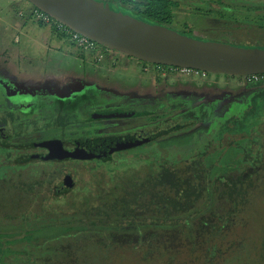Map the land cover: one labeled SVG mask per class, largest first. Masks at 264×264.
<instances>
[{
    "label": "rangeland",
    "instance_id": "1",
    "mask_svg": "<svg viewBox=\"0 0 264 264\" xmlns=\"http://www.w3.org/2000/svg\"><path fill=\"white\" fill-rule=\"evenodd\" d=\"M192 1L195 0H179V5L173 9L171 27L175 31L199 40L226 41L241 47L264 48V27L259 26V23L264 24V0H197V4ZM30 10L31 5L26 0H0V124L9 130L10 135H13L14 139L11 141L14 142L61 137L59 128L45 129L39 115L59 111V105L53 99L56 95L66 94L63 93L64 87L73 84L86 88L94 87L106 92L100 94L113 97L112 100H102L103 97L97 100L96 104L100 106L98 110L151 112L158 102L157 93H163L161 89L165 86V90L173 92L169 93L171 96L167 95L166 101H184L188 107L194 100L187 94L177 91L192 90L199 93L201 102L214 103L218 97H223L218 106L215 105L213 108V112L218 113L225 104L227 105L229 99H234L238 93H241L243 82L247 80L245 77L202 72L190 75L177 73L179 77H176V74H169L164 71L165 69H157L156 65H154L156 71L150 69L151 67L149 70H144L143 62L139 63L138 60L128 58L122 53H111L98 45L93 51H84L67 39L68 45L63 47L62 43L66 40L57 38V34L53 32L52 38H49L51 34L48 26H42V29L38 30V25L32 19L24 24L20 16L22 13L28 16ZM216 12L223 14V17L216 15ZM13 21L21 23L22 28L17 29ZM28 29L35 33L28 34ZM51 42L54 44L49 47ZM47 47L53 49L55 53L49 51L48 56ZM106 52L111 56L109 61L103 57ZM156 90L158 92L154 93ZM132 91L138 93H131ZM83 103V97L76 98L72 102L64 103L68 108L63 111L73 116L79 110L78 106ZM234 106L233 101L228 109L231 110ZM184 110L186 109L182 111ZM11 111H15L14 115L9 114ZM169 112L157 116L156 121L159 123L157 125L161 128L188 121L182 116L173 118L172 114L175 111ZM149 122L150 118L146 114L108 122L77 121L66 127V135H71L73 138L102 137L107 134L129 136L134 129L148 126ZM192 131L197 130L188 126L165 139L173 142V150H179V153L183 154L196 147L194 140L182 141L184 137L192 134ZM141 132L147 134L146 130ZM201 135V133L194 134V138ZM8 140L9 138L5 141ZM50 165L48 168V163L39 162L30 166L33 169L31 172L24 168L20 171L1 172L3 174L0 179V207H3L0 208L1 231L12 227L11 225L18 220L5 219L4 214L8 212V208L18 207L11 212L19 211L28 199V196L25 198V194L20 192L19 184L17 185L19 189L12 187L18 181L29 182L35 180L34 177L37 175V179L45 180L48 184L53 180H62L67 172L71 173L75 182L74 189L66 195L60 193L58 198L50 201L51 208L71 215L78 212L89 213L94 208L107 209L118 197L117 188L122 186V191H126V186L132 182L129 179L136 176L138 171L146 170L145 165L122 168L112 162L97 159H67ZM40 189L41 187L35 186L32 193L43 197L44 192H37ZM19 197L25 200L15 203V199ZM257 203L259 204L255 205L254 210L251 209L234 221L231 234L243 244L236 251L239 255L237 260L229 264H264V248H258L256 244L264 239V201ZM97 204L102 207H96ZM225 205L224 196H221L218 203L215 201L207 211L196 217L198 222L195 221L194 224H199V218L209 224H216L218 222L216 215H220ZM124 221L126 222V219ZM204 229L210 231L205 240L216 242L214 230L212 231L209 226ZM1 237L5 235L0 234ZM105 244L104 236L93 232L61 242H52L44 248L46 253L39 252L40 257L38 252L37 255L33 252L29 253V258H26L28 263L20 262L17 258L7 261L10 264H161L160 256H156L158 251L154 254L137 248L107 252ZM161 255L164 257V253L161 252ZM176 259V263L173 264H209L202 262L200 255L193 253L187 256L180 255ZM198 259L200 260L194 262ZM210 264L221 263L214 257Z\"/></svg>",
    "mask_w": 264,
    "mask_h": 264
},
{
    "label": "trees",
    "instance_id": "2",
    "mask_svg": "<svg viewBox=\"0 0 264 264\" xmlns=\"http://www.w3.org/2000/svg\"><path fill=\"white\" fill-rule=\"evenodd\" d=\"M95 1L107 2L114 10H122L145 22L171 29H173L171 27L174 17L173 9L180 3L179 0ZM192 2L198 3L197 0ZM34 10L38 9L31 5L28 16L22 13L20 17L24 19V24L32 19L38 26H48V30L57 34L56 37L68 39L64 32L55 27L57 21L52 18L49 24L42 23L34 18ZM215 14L223 17L221 13ZM259 26L264 27L263 22L259 23ZM96 45L111 53L117 52L97 43ZM103 57L106 61L111 58L108 52ZM159 66L165 70L169 68V66ZM176 77L179 75L176 74ZM162 90H165V86ZM157 94L156 108L147 113L150 118L148 126L134 129L129 136L139 131L146 130L148 133L161 128L157 125L159 124L156 121L157 116L175 111L172 114L173 118L178 116L187 118L188 121L186 120L184 124L188 125L184 128L191 126L197 130L192 131V134L182 140H194L196 147L183 154L179 153V150H173V142L165 138L184 129L181 128L142 145L116 151L107 158L97 159L112 162L122 168L145 165L146 170L138 171L136 176L129 179L132 182L126 186V191H122V186H119L118 197L107 209L94 208L89 213L78 212L68 215L50 207V201L60 195L55 191V187L66 180V173L62 180H53L48 184L45 180L37 179V175L34 177L35 180L14 183L12 187H20V192L25 194V198L28 196V199L19 211L11 212L18 207L8 208V212L4 214L5 219L18 220L15 224H10L12 227L7 230H0V234L5 235L0 238V264H10L7 260L13 258L28 263L26 260L29 258V253L38 252L40 257L39 252L46 253L44 248L52 242H61L93 232L104 236L107 252L129 251L128 249L137 248L154 252V254L158 251L156 256H160L161 264L176 263L178 256L192 255V253L200 255L201 261L209 264L214 257L221 264H229L237 260L239 255L236 251L243 242L231 234L234 221L251 209L254 210L255 205L259 204L257 202L264 201V78L244 80L241 93H238L234 99H229L227 105L225 104L218 113L213 112V108L221 102L223 98L221 96L213 103L201 102L199 93H185L194 100L188 107L184 101H166L167 95L171 96L169 93ZM233 101L235 106L230 110L228 107ZM67 102L68 100L62 102L63 104L58 102L59 111L55 113L39 115L45 129L59 128L61 137H52V139L61 140L65 146H71L75 138L82 140L101 138V136L73 138L65 135L67 126L77 121L86 122L91 112L96 110L95 107L87 109L86 102L80 105L77 112L74 111L73 116L68 115L63 111L68 108L64 106ZM183 109L186 110L182 111ZM14 112L11 111L9 114L14 115ZM197 133L202 135L194 138V134ZM2 134L8 135L9 140L5 141ZM16 136L20 137V135ZM122 136L124 135L107 134L102 137ZM12 139L14 137L9 134V130L0 124V153L3 154H0V179L3 177L1 172L5 170L14 172L24 168L31 172L33 169L30 166L35 163H48L47 167L50 168L53 162L75 159L54 157L47 153L42 158L31 156L23 160L24 156L20 155L23 151L31 150L33 144H40L46 138L20 142L11 141ZM40 148L45 147L40 146ZM67 173L71 176V173ZM35 186L41 187L37 192H44L43 197L32 193ZM74 187L75 183L70 189L61 192V195L70 193ZM221 196H224L226 205L222 208L220 215H216L218 222L209 224L206 220L199 218V224L195 225L196 217L207 211L215 201L218 203ZM23 200H25L23 197H19L15 199V203L23 202ZM97 205L96 207H102ZM207 226L214 230L216 242H211L210 239L205 240L210 232L204 229ZM218 237L224 240L217 239ZM169 242H171L170 245ZM176 243L178 245H174ZM256 244L258 248H264V239ZM161 252L164 253V257Z\"/></svg>",
    "mask_w": 264,
    "mask_h": 264
},
{
    "label": "water",
    "instance_id": "3",
    "mask_svg": "<svg viewBox=\"0 0 264 264\" xmlns=\"http://www.w3.org/2000/svg\"><path fill=\"white\" fill-rule=\"evenodd\" d=\"M26 1L71 31L145 63L233 77L264 74V48L195 39L169 27L145 22L122 10H114L103 1ZM147 113L133 110H100L94 111L90 120L139 117ZM187 125L173 124L147 134L137 132L127 137L74 140L71 150H63L59 140H47L42 144L54 157L101 159L111 156L116 151L150 142ZM73 185L74 181L67 175L65 182L55 191L61 193Z\"/></svg>",
    "mask_w": 264,
    "mask_h": 264
},
{
    "label": "flooded vegetation",
    "instance_id": "4",
    "mask_svg": "<svg viewBox=\"0 0 264 264\" xmlns=\"http://www.w3.org/2000/svg\"><path fill=\"white\" fill-rule=\"evenodd\" d=\"M138 62L140 63H142V61H139L138 60ZM144 63V62H143ZM144 65L145 66H143L144 68V70H149V68L150 69H152V70H155L154 69V65H150V64H148V63H144ZM162 70H164V68H162ZM156 71V70H155ZM65 89H63V93H66V94H64V95H56V97H55V99H53V101H57L56 103L58 104V102H60V103H62V102H65V101H67L68 100V102L69 101H72L74 98H76L77 96L78 97H83V99H84V103H88V107H87V109L88 108H96V110H94V111H100V110H98V107H100L99 105H97L96 104V102H97V100H100V98H102L103 97V99L102 100H112L113 99V97H111V96H104V95H102V94H100V93H106V92H104V91H101V90H98V89H95L94 87H89V88H86V87H83L82 85H75V84H73L72 86H67V87H64ZM158 91L156 90V91H154V93H157ZM163 93H173V92H170V90H164V91H162ZM177 92H179V93H195V92H192L191 90H181V91H177ZM93 93H96V94H93ZM131 93H138V92H135V91H132ZM174 93H176V92H174ZM92 96V97H91ZM115 98V97H114ZM78 99V98H77ZM83 103V104H84ZM63 104V103H62ZM59 105V104H58ZM80 107V105L78 106V108ZM77 108V109H78ZM86 109V110H87ZM93 111V112H94ZM93 112H91V114L93 113ZM91 114H90V116H91ZM120 119H125V118H120ZM100 120H105V122H108V121H111V120H114V119H97V120H90V117H89V119L86 121V122H91V123H95V122H97V121H100ZM83 123H85V122H83ZM139 132H141V131H139ZM66 133H67V131H66ZM66 133H65V135H66ZM143 133V132H142ZM2 137H3V139H7V138H9V136L8 135H6V134H2L1 135ZM66 136H71V135H66ZM47 140H58V139H52V138H50V139H47ZM47 140H43V141H41V143L40 144H38V143H35V144H33V148L31 149V150H29V151H23L20 155H23L24 156V158H26V157H30V156H32V157H39V158H42V157H44V156H46L47 155V153H49V151H48V149H45V148H40V146H43V142L44 141H47ZM74 140H82V139H77V138H75V139H73L72 140V145L70 146V145H64L63 144V142L61 141V140H59L61 143H62V149L63 150H71L72 148H73V141ZM57 162V161H56ZM67 175H70V174H68V173H66V176ZM66 176H65V178H66ZM72 178V177H71ZM65 181H62L57 187H59L61 184H63ZM75 183V182H74ZM57 187H55V188H57Z\"/></svg>",
    "mask_w": 264,
    "mask_h": 264
},
{
    "label": "built area",
    "instance_id": "5",
    "mask_svg": "<svg viewBox=\"0 0 264 264\" xmlns=\"http://www.w3.org/2000/svg\"><path fill=\"white\" fill-rule=\"evenodd\" d=\"M33 16L36 20L41 21L42 23L49 24L51 22V17L47 14H45L42 11L34 10ZM58 30L64 32L67 36L69 41H71L73 44H75L78 48L84 50V51H93L96 49V43L92 40L88 39L85 36H82L74 31H71L67 27L63 26L62 24L56 23L55 26ZM157 69L162 70V66L156 65ZM165 72L169 74H183V75H190V74H196L200 71L188 69V68H176V67H169L167 70H164ZM203 73V72H202ZM247 80H258L260 78H264V74L261 75H251L245 77Z\"/></svg>",
    "mask_w": 264,
    "mask_h": 264
},
{
    "label": "crops",
    "instance_id": "6",
    "mask_svg": "<svg viewBox=\"0 0 264 264\" xmlns=\"http://www.w3.org/2000/svg\"><path fill=\"white\" fill-rule=\"evenodd\" d=\"M21 20H24V19L22 18ZM13 23H14V25H16V28H17V29H21V28H22L21 23H19L18 21H13ZM37 27H38V30H41V29H42L41 26H37ZM38 30H37V31H38ZM49 31H50V30H49ZM31 33H35V32L32 31V30H30V29H28V34H31ZM28 34H27V35H28ZM50 34H51V35H50L49 38H52V32H51V31H50ZM57 38H58V37H57ZM60 38L66 40L64 43H62V46H63V47H66V46L68 45V42H69V41H68L65 37H60ZM52 44H54V42H51L49 47H51ZM44 45H45V44H44ZM72 46H73V45H72ZM46 50L48 51V54H47L48 56L50 55L49 51L52 52V53H55V51H53V49H50V48H48V47L46 48ZM59 50H61V49L59 48ZM52 55H53V57H56L55 54H52ZM133 66H134V64H133ZM42 75H44V74H42Z\"/></svg>",
    "mask_w": 264,
    "mask_h": 264
}]
</instances>
